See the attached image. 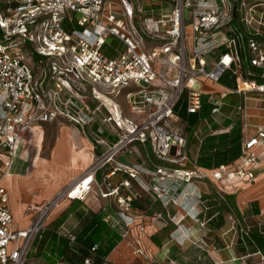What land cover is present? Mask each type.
<instances>
[{
    "label": "built area",
    "instance_id": "built-area-1",
    "mask_svg": "<svg viewBox=\"0 0 264 264\" xmlns=\"http://www.w3.org/2000/svg\"><path fill=\"white\" fill-rule=\"evenodd\" d=\"M107 39L118 42L112 45L111 56L102 51ZM25 54L33 65L24 62ZM226 74L234 78L235 88H204L218 85ZM122 92L133 117H118L113 105L116 117L102 118L116 132L114 149L149 143L157 159L171 163L185 151L189 136L187 122L175 114V108L198 114L207 95L209 119L217 124L225 96H238L232 108L240 119L241 137L234 159L210 168H173L167 177L158 168L156 177L166 181L175 174L187 182L197 178L211 183L219 194H237L242 184L264 178V122H249L246 102L251 93L264 96V0H0L1 167L10 166L17 157L29 126L63 118L83 128L94 123L110 95ZM91 101L97 105L92 107ZM203 122L211 130V121L204 118ZM122 128L125 132L119 135L117 130ZM192 137L202 142L200 130L193 131ZM103 160L105 164L107 159L101 156L99 162ZM140 169L137 164H117L110 173L119 170L128 177L110 187L106 174L107 190L101 195L116 197L121 187L130 194L118 196L117 203L128 208L135 196L130 179L137 180ZM96 184L101 188L103 181ZM201 195L197 194L196 204ZM60 198L41 205L29 227L15 230L8 192L0 185V264L26 263L31 243L42 236L46 217ZM199 214L200 208L188 216L204 230ZM106 221L120 225L112 217ZM185 229L175 242L207 245L201 236H191L190 227ZM56 233L69 244L75 242L74 234L65 228ZM139 252L141 248L136 249ZM249 256L264 264L259 251L237 258ZM82 264L93 260L86 257ZM213 264H228V260Z\"/></svg>",
    "mask_w": 264,
    "mask_h": 264
},
{
    "label": "crops",
    "instance_id": "crops-1",
    "mask_svg": "<svg viewBox=\"0 0 264 264\" xmlns=\"http://www.w3.org/2000/svg\"><path fill=\"white\" fill-rule=\"evenodd\" d=\"M222 86L220 83L218 85L210 84L209 89L221 90ZM125 91L126 89L123 90V92ZM91 105L92 107L96 106L97 101H91ZM118 107L121 109L124 117H133L132 113H129L132 115L128 116L121 103L118 104ZM105 108L108 111L109 107L107 105ZM103 117L104 107H101V111L94 117V123L83 128L63 118H58L54 121L37 122L29 126L22 134L20 149L10 166H0V185L8 192L9 207L13 217L12 228L15 230L29 227L34 222L37 216V209L41 205L48 200L61 196L58 204L53 207L46 217V227L42 232V236L35 238L31 243L25 264H70L63 258L64 256L59 258V256L51 253L48 249L51 233H56L60 228H65L77 235L83 231L91 219L95 220V223H97V219H100L103 222L105 221L108 226H113V223L106 221V218L112 217L110 216L112 209L104 205V198L111 199L115 205L117 202L113 196L103 197L101 195V191L107 190V186L104 187V178L108 174L105 182L110 184V187H115L128 175L119 170H116L114 174L110 172L104 173V160L98 162V153L101 156L104 154V130L106 135H112L110 126L102 121ZM99 129L101 132H98ZM107 141L111 143V140L107 139ZM135 145L145 147V144L136 143ZM120 159L124 161L123 158ZM6 172L9 175L2 176ZM97 172L98 175L96 174ZM90 175L92 177H89ZM82 179L84 181H81ZM169 179L174 181L175 184H179V190H185L186 192L184 195H181L179 200L186 196L192 199V196L196 197L202 191L201 186L193 184L192 180L190 182L185 181L186 183H179L178 178ZM79 181H81L80 197H73L74 199L67 197L66 194L69 189L76 183H79ZM102 181L103 186L99 188L96 182ZM131 181L134 182L133 179ZM198 181L203 184L205 183L202 180ZM241 187L237 192L241 198H245L248 201L258 200L261 203L259 191L262 193V189L264 188L263 177L253 183L241 185ZM192 188L193 191H190ZM120 190L123 191L125 189L120 187ZM180 192L179 194L177 193V196L181 194ZM202 192L204 193V191ZM108 206L114 208L110 204ZM260 210L263 214L264 209L261 208ZM189 211L194 213L195 207L193 210L189 208ZM186 219L188 223L189 221L192 223L191 220L193 219L191 217ZM153 228L152 233L140 235L135 240L130 238V234L122 236L121 240L107 255V260L112 264H135L138 260L141 261V264H171V261L174 264H197L194 257L201 252L197 246H190L191 242L186 241L184 243L186 246L177 247L178 245L168 239L163 245L156 244L153 242L152 236H157L159 231L157 227L153 226ZM101 236L104 237V230L101 231ZM200 236L201 230L197 237L199 238ZM130 239L134 241V245L130 242ZM124 241L123 246L119 247L114 253L115 248ZM137 248L145 249L150 257L149 260L155 258L156 263L153 260L151 262L143 260L141 255L136 253ZM201 249L206 250L213 262L223 259L228 260V264H263L259 263L257 256L238 259V255L232 253L231 250L229 254L227 252L219 253L213 245L207 244ZM167 250L170 251L168 252V259L164 256ZM172 255H180L181 260L178 257L172 258ZM233 257L236 259L232 260ZM72 260L76 264H79L76 262L75 257H72Z\"/></svg>",
    "mask_w": 264,
    "mask_h": 264
},
{
    "label": "rangeland",
    "instance_id": "rangeland-1",
    "mask_svg": "<svg viewBox=\"0 0 264 264\" xmlns=\"http://www.w3.org/2000/svg\"><path fill=\"white\" fill-rule=\"evenodd\" d=\"M24 62H26L29 65H33V60L30 59L27 54H25ZM209 85L210 84H207L204 88L209 89L210 88ZM215 91H218V90H215ZM109 100H110L109 103H106L107 102L106 101L105 104L109 107L108 109H110L111 112L109 113L107 109L104 108V117L110 114L116 117L113 111V105L118 109V112H117V109L115 110V112L117 113V116L119 117L121 115V117H123V114L120 112V109L118 107V104L120 103L122 107L124 108V110L126 111V113L128 114V116L132 115V114H129L132 112L129 110V106H127L128 104L124 97V93H122L119 96L110 95ZM238 100H239V97L235 96L234 94H228L225 97L224 101L226 105L223 107V109H221L222 114L217 116V120L219 121V123H217V127H218L216 129L217 132L225 131L227 129V127H224L223 120L226 118V116L230 119L234 117V112H233L232 107L234 103L236 104L238 102ZM246 102L248 106L247 114L249 115L248 117L249 122H251L252 124L263 123L264 122V96L259 95L257 93H251L247 96ZM234 118L239 119L238 115L237 116L235 115ZM167 122L169 125L170 123L172 124V119L170 118L169 121ZM125 129L126 128H122V130H117V133H119V135H122V133L125 132ZM209 131H210L209 128H204L202 130V135H206ZM111 133L112 135L109 134L108 136L105 134V130H104L105 143H104V154L102 156H104L105 160L107 159L105 162H109V163L104 164L105 165L104 173L112 170L114 167L117 166V164L128 165V166H130L131 164L132 165L137 164V165H140L141 167L137 175L138 177L137 180H134V182H132L130 179V182L132 185L131 193H134L135 195L134 197H132V200L138 199L137 202L140 205H142L143 207L142 209L140 208L132 209L130 206L127 208L126 205L120 206L119 203H116L115 205L111 199L109 200L108 198H104V205L112 209L111 214H110V216H112V221L117 220L120 223L119 225L120 229L123 230L122 236L124 235L127 236L130 234V238H133L135 240V238H137L140 235L152 233V231L154 230L153 228L154 226V227H157V230L159 231L157 233V237L161 241L160 245H163L165 242H167V239H168L169 241H172L174 244L178 245L177 247H184L186 246V244L180 245L181 241L175 242V239H176V236L181 235L182 232L184 233L186 232V229H185L186 227L191 228L190 229L192 232L191 236H193L194 238L198 236V233H200V230H201V235L204 233L206 234V231H204L203 233L202 231L203 227H201L198 224V222L191 220L192 223H190V221L188 223L186 221L187 220L186 218L190 217L188 216L190 213L189 208H194V207L195 209L199 208V203L196 204V200H197L196 197L191 195L193 197L192 199H189L188 198L189 196H186L182 198L181 200H179L181 195L182 194L184 195L186 193L185 190H179V184L177 183L175 184V182L172 180L165 181L163 179L160 180L158 177H156V176H160L159 173L158 175L156 174V171H158V168H161L164 171V173L162 174H164L166 177L168 174H172V172H174L173 168L182 169V170H191V168L195 169L196 168L195 166H197L195 165V161L198 155V148L200 146L199 143L194 140L190 141L185 151L181 153V156L175 159L176 160L175 163H171L167 161L164 163L163 161L157 159L153 155V153L151 152V147L149 143H146L145 147L139 146V145H129L126 147L124 146L121 147L122 149L118 151L115 150L112 144L107 141V139L112 140V137L117 139L115 130L114 132H111ZM126 148L128 150L129 149L132 150V153L129 154L128 152H126ZM99 154L100 153H98L97 155L98 162L101 156ZM120 158H123L124 161H121ZM170 165L172 167H169ZM172 177L178 178V180L180 181L179 183L181 182L184 183L185 181V180L181 181L180 178L182 179L184 178L179 175L173 174V176H171L170 178ZM191 180L193 184L200 185L201 190L204 191V193L210 192L211 189L213 188L211 186L212 184L209 183L208 181H205V183L203 184V183H200V181H198L197 178H192ZM246 184H249V183H244L242 184V186ZM133 187L135 188L133 189ZM254 187L256 188V186ZM241 188L243 189V187ZM163 189H165V192L161 191ZM190 191H193V188ZM202 191H201V194H203ZM179 192L181 194L177 196ZM259 192H260L259 195H260V200H261V203L257 200L258 205H259V214L251 215V216H248L247 218L244 217L243 214L245 213L246 210L251 211L252 201H248L245 198L243 199L240 197V195L235 194V203L237 205L238 211L241 212V215L245 218V221L247 223H257V222L264 221V213L262 214L260 210L261 208L264 209V188L262 189V193L261 191ZM120 193L122 194V196H127L130 194L127 190H123V191L120 190ZM139 195H141V198H139ZM109 204L112 205L114 208L109 207L108 206ZM127 216L133 220L132 223H129L128 221L125 220V218H128ZM158 224L159 225L161 224V226H159ZM233 225H234V222L232 223L230 219L228 218V220L226 221V224L219 231L207 234V236L205 237V240H207V242L209 243H212L217 248L219 253L227 252V254H229L231 250L232 253L238 255L235 250V242H236L237 234L235 232V228H233ZM198 227L200 228V230ZM136 233H137V236H136ZM128 239H129V236H128ZM130 242H132L133 245L135 244L132 239H130ZM123 243H125V241L121 242L119 246L115 248L114 253L117 251L119 247L123 246ZM141 251L142 252H139L140 254L139 253L138 254L141 255L143 260H146V261L148 260L150 262L153 260V262L156 263L155 258H153L152 260H149L150 257L147 251H145V249H141ZM178 258H180L181 260L180 255H178ZM135 264H141V261L138 260L136 261ZM177 264H180V263H177Z\"/></svg>",
    "mask_w": 264,
    "mask_h": 264
},
{
    "label": "trees",
    "instance_id": "trees-1",
    "mask_svg": "<svg viewBox=\"0 0 264 264\" xmlns=\"http://www.w3.org/2000/svg\"><path fill=\"white\" fill-rule=\"evenodd\" d=\"M117 44L118 42L116 40L107 39L102 47V51L111 56L112 45L115 46ZM220 84L230 89L235 88V80L229 74L224 75L220 79ZM206 97L207 95L203 96L202 108L198 114H188L183 107H176L174 112L177 116L187 122L188 127L186 131L189 135L188 144L192 140L197 142V140L192 137L193 131L200 130L202 135V130L204 128H208V126L203 122V119L207 118L209 122L211 121L209 124L211 130L206 135H202L203 139L199 144L198 155L195 161V165L197 166L210 168L211 166H217L220 163L228 162L238 155L241 129L240 119H235L234 117L236 114H234L233 118H225L223 120L224 127L230 126L229 129L217 132V124L209 119L211 105L207 103ZM234 105L236 104L234 103ZM116 140V138H113L111 140V144L116 142ZM163 162L165 163V161ZM170 167L172 166L170 165ZM109 172L107 171L106 173ZM115 172H113V174ZM96 174L98 175V172ZM118 196H122L120 191H118ZM118 196L113 197L117 200ZM139 198H141V195H139ZM137 200L138 199H131V201H129V206L132 209L143 208ZM77 201L79 200L77 199ZM199 208V219L205 221L203 233L206 231V234H202L201 237L206 244L213 245L205 240L207 234L219 231L226 224L228 218L231 217L234 222L233 228H235V232L237 234L235 250L238 256L253 254L258 251L264 256V221L247 223L244 218L259 214V205L257 200H253L251 202V211L246 210V214L244 213L243 217L241 212L238 211L235 203V194H219L214 188H212L210 192L203 193L201 195ZM96 222L97 223H95V220L91 219L80 234H74L75 242L72 244H69V241L66 238L60 235L58 236L56 233H51L48 249L51 253L59 256V258L64 256L63 258L70 264H76L72 260V257H75L76 262L79 264H82V261L86 257L92 258L93 264L105 263L107 255L121 240L123 230L120 229L119 225H117L119 227L116 225L110 227L105 221L103 222L100 219H97ZM102 230H104V237L101 236ZM152 240L156 244H160L161 242L155 235L152 236ZM191 245H195V247L197 246V248L201 251L194 257L197 264H213V261L210 259L206 250L204 251L201 249L204 247L202 243L191 242L190 246ZM94 246H96L94 252H91V248ZM214 248L216 247L214 246ZM177 257L178 255H172V258ZM106 263L112 264L110 261H107Z\"/></svg>",
    "mask_w": 264,
    "mask_h": 264
},
{
    "label": "bare ground",
    "instance_id": "bare-ground-1",
    "mask_svg": "<svg viewBox=\"0 0 264 264\" xmlns=\"http://www.w3.org/2000/svg\"><path fill=\"white\" fill-rule=\"evenodd\" d=\"M248 86V85H247ZM106 103H109V99H106ZM6 174H8L9 175V173L8 172H6L5 174H3L2 176H6ZM89 177H92L91 175L89 176ZM85 178H87V177H85ZM84 178V179H85ZM84 179H82L81 181H84ZM181 179V181L183 180L184 181V179H182V178H180ZM168 180H171V179H168ZM81 181H79V183H76L75 185H73L72 187H71V189H69V191H72L70 194L71 195H69V196H67V197H80V194H81V191H80V183H81ZM186 181V180H185ZM184 181V182H185ZM70 188V187H69ZM68 191V192H69ZM190 213H192V212H190ZM126 220L127 221H130V218H126Z\"/></svg>",
    "mask_w": 264,
    "mask_h": 264
}]
</instances>
